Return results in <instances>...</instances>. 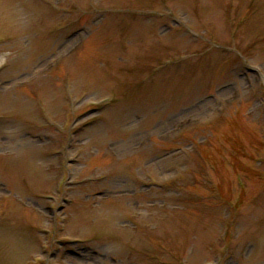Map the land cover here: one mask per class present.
<instances>
[{
    "label": "rangeland",
    "instance_id": "obj_1",
    "mask_svg": "<svg viewBox=\"0 0 264 264\" xmlns=\"http://www.w3.org/2000/svg\"><path fill=\"white\" fill-rule=\"evenodd\" d=\"M0 264H264V0H0Z\"/></svg>",
    "mask_w": 264,
    "mask_h": 264
}]
</instances>
